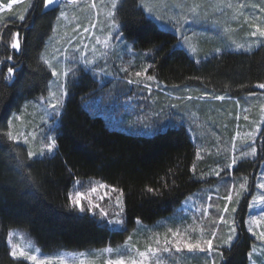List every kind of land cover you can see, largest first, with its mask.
Wrapping results in <instances>:
<instances>
[{
	"label": "trees",
	"instance_id": "16d2710c",
	"mask_svg": "<svg viewBox=\"0 0 264 264\" xmlns=\"http://www.w3.org/2000/svg\"><path fill=\"white\" fill-rule=\"evenodd\" d=\"M43 4V0H32L31 7L15 8L19 13H7L0 29V264H29L9 253L6 236L13 226L27 229L43 249H80L115 244L125 239L137 219L148 223L171 214L187 195L209 182L211 168L217 166L226 172L223 167L229 162L232 120L226 112L233 111L234 106L221 110L211 100L204 105L215 107L216 116L207 119L195 116V112L191 115L200 95L188 101L182 100L184 93L209 91L237 98L258 91V85L264 83V46L223 51L198 62L177 46L173 31L161 28L147 16L139 0H120L115 13L120 31L137 51L119 55L104 69V76L82 70L68 77V94L56 129V149L30 160L23 144L8 139L7 120L26 99L44 94L51 78L40 57L57 11L43 10ZM20 14L25 20L18 19ZM210 21L201 23L209 28ZM15 33H19V51L11 48ZM8 67L16 69L10 81L4 79ZM137 67H146V75L173 88L166 86V93L147 98L146 109L138 101L139 97L145 100V91H140L136 82L129 83L136 81ZM128 97L133 103L132 116L136 122L154 128L152 134L129 132L107 123L103 114L110 112V103ZM159 102L160 107L156 105ZM120 103L116 113L123 107ZM216 120V128L206 124L214 121L216 125ZM208 134L218 138L219 146L211 144ZM260 135L264 143V126ZM212 149L220 152L216 155L219 158L207 156ZM260 149L263 152V146ZM257 160L241 161L233 172L246 173L253 180ZM27 176L35 182L30 183ZM93 179L123 193V228H112L108 218L68 206L74 185L83 191L85 182ZM149 188L154 191L148 192ZM246 202L245 197L239 202L234 218L237 237L231 247L220 248L224 256L219 264H248L254 239L244 224ZM215 226L214 220L207 232Z\"/></svg>",
	"mask_w": 264,
	"mask_h": 264
},
{
	"label": "rangeland",
	"instance_id": "374dc122",
	"mask_svg": "<svg viewBox=\"0 0 264 264\" xmlns=\"http://www.w3.org/2000/svg\"><path fill=\"white\" fill-rule=\"evenodd\" d=\"M29 3L31 4L32 0H24V2L19 3L18 6L14 4L13 8L29 7ZM93 3H95V7H92ZM146 3L153 7L152 13H148L141 7L139 0V6L144 10L147 16L154 20L161 28L173 31L177 36V46L185 49L189 56L198 62L223 51H250L258 46H264V38L258 36L252 37L250 35L251 31L254 30L250 26V23H257L264 27V12L260 11V8H264V0H231L233 4V8L231 9L219 5L217 0H160L159 3H157V0H146ZM239 4H244L246 7L237 9V5ZM195 5H199V8H196L195 12H193L191 9H193ZM253 5H259V7H254ZM42 7L43 10L56 8L57 11L51 33L46 39L44 48L41 52V55L52 65V68H49L46 64L51 72V78L48 81L47 89L44 94H38L35 97L26 99L19 110L12 112L7 120V132L11 130L14 135H17L19 139L15 142L23 144L27 152L30 150L38 152L43 144L47 143L45 136H53L56 138V129L58 128L60 114L68 94L69 76L77 74L82 70L100 73L104 76L103 74H106L104 69L109 67L110 64H113L116 58L119 59V55L124 52L129 53L137 51L134 49L133 45L125 39L120 31V24L116 19V14L114 19L118 26H112L113 17H109L108 15L111 10V0H77L75 4H68L67 0H56L55 5L44 7L43 4ZM7 10L9 9L0 12V22ZM11 10L14 11L15 9ZM11 10H9V12ZM61 11L66 13L65 17H60ZM13 13L18 14L19 12L15 10ZM211 17H214L216 21H210L213 20ZM233 17L238 18L233 19ZM201 19L203 20L199 21ZM203 21H210L208 24L211 25V27L208 28V25H203L201 23ZM228 22L229 26L227 25ZM1 25H3V23H0V29ZM226 25L227 28L224 27ZM220 27H223V29ZM109 33H111V38L108 41L109 46L105 47L102 42L108 37ZM116 37L120 38L117 39ZM97 39L101 42L98 43ZM238 45H243V48H238ZM217 49L220 51L217 52ZM87 61H91L92 63H87ZM53 69L58 73L66 72L67 75H60L59 77L54 76L52 74ZM145 69L146 67H137L135 71V73H141L139 77L135 75L136 85H138L137 87L140 91H145V100L143 97L138 98V101L143 104V109L148 100L147 98L153 96V94L157 97L159 94L166 93L163 89H166L167 86L156 78L148 80L147 77L149 75H146ZM61 84H63V95H61ZM168 88L173 89L172 87ZM189 92H183L184 95L182 100L190 101L191 99H189V97L200 95V98L194 101V107H191L192 111L190 109L191 115L195 112V116H202L207 119L209 115V119H211L212 116H216L215 107L211 108L208 105H204V103H209L211 100L217 102L219 104L218 108L221 110H226V108L234 106L233 111L230 109L226 112L230 120H232L230 121L232 122V127L228 140V164L231 163L233 157L237 158V163L244 160L258 159V167L256 171L252 173L254 175L253 180H251L250 176L246 175V173L233 172V170L237 168V164L232 168H228L227 165L225 167L222 166L228 170L226 172L224 169L215 166L211 168V173L208 175L210 177L209 182L202 185L197 191L187 195L171 214L148 223L137 219L140 223H137L136 220L134 225L128 230L125 239L115 244L90 246L80 249L58 247L46 250L36 243L27 229L20 226H13L8 229L6 236L9 253L11 251V246L8 240V233L11 230L16 233L11 243L21 246L30 243L33 248H38L40 250L42 256L53 258V264H59V261L56 259L57 257H62L64 264H80L81 260L94 261V264H104L107 259H115L118 256H135L136 253L134 249L145 251L148 245H151L153 248H160L161 251L155 255L149 256L145 264H211L212 258H215L219 264L221 258L217 256L216 253L199 251L189 252L187 249H182V251L177 252L173 244L168 245L171 251L164 252V240L165 238L169 240L177 239L172 237L169 231L170 229L171 231L179 230L184 238L191 237L193 241L199 238H212V232H207V227L215 220L218 226H215V228L211 230L217 233V238L213 240V244L214 246L219 245V251H221L220 248L226 246L222 244L221 241L225 240L230 234L229 229L233 221L235 224L234 218L237 214L239 202L245 197L247 198V204L244 224L247 231L249 228H252V232L248 231V233L254 239L251 250L249 251L253 252V255L251 257L248 255V264H264V241L257 238L259 233L264 231V204L253 203V198L255 196L264 195V189L258 188V184L264 180V143L262 138H260V133L264 126V112L261 111V105H264V89L258 88V91L254 93L245 94L237 98H233L226 93L215 94L209 91L196 93L198 92L197 90H189ZM51 93H56L55 98L52 97ZM174 93H176V96L179 95L177 92ZM218 96H223L225 98L222 100L214 98ZM42 97L46 98V100L41 99ZM55 99H60L62 101V107L57 110L59 115H53V110L48 107L49 103H55ZM200 102L203 104H200ZM119 103L123 107L116 113L115 107H117ZM160 103L161 102L156 103V105L159 104L158 107H160ZM132 104V99L130 97L112 101L108 107L110 112L103 114L106 115L105 119L107 123L111 127L129 132L152 134L154 128L148 127V125L138 121L136 122L130 110ZM245 116L248 117L247 120L244 119ZM53 120H55V123H53ZM10 121L12 123L11 129H9ZM230 122L227 123L228 126ZM213 123L214 121L206 122L208 126L218 127L219 122L217 120L216 125ZM257 125L260 126L259 131H256ZM50 129L52 130L50 131ZM237 132L240 133L239 136L236 135ZM247 133H253L255 136L254 146L257 149V154L255 157L247 156L241 159V153L250 152L251 146H253V141L246 136ZM33 136H35V138H33ZM205 137V134L201 135L202 140H204ZM208 137L211 138V134L210 136L208 134ZM25 138L28 140L27 143H25ZM192 138L198 143L196 136L192 135ZM211 140L213 146H219L218 138L212 137ZM200 146L201 143L199 142V150ZM260 146H263V152ZM54 151L52 153H54ZM52 153H47L46 155ZM219 154L220 152L212 149V152L208 153L207 156L213 155L215 159H217L219 158L217 157ZM223 154H225L224 151L222 152V155ZM199 157L198 159L200 160ZM215 171H219L220 176H216L214 174ZM85 183L87 186H83V191H80L79 186L76 187L74 185L71 190V195L80 192L84 196L82 201H91L92 204H99L101 208L108 211L109 216L106 217L108 220L114 218L121 219V215L119 217H114L113 215V213L119 211V209L114 207L116 193L111 192L112 188L96 179L87 180ZM242 183H246L245 190H241L239 187ZM101 184L104 185L103 188L99 187ZM224 186L228 187V189L224 190ZM92 188H96V191L92 192ZM230 190L233 193V200L228 202L224 197L228 195ZM105 193H108V195H105ZM101 197H103V199H101ZM209 197H211V199H209ZM226 203L228 204L229 211L225 213L223 212V208ZM205 207H207L208 210L207 215L204 214ZM233 208L236 209L235 212L231 211ZM95 214L100 216L99 209L96 210ZM221 214L224 215L225 220L229 221V223H222L219 221V216ZM253 220H259L260 223H253ZM110 225L115 229L124 227V224ZM201 230L203 231L201 232ZM129 237H131L130 241L128 239ZM157 237H159L161 241L159 245L155 243ZM236 237L237 228L233 241ZM109 247L113 249V252L106 253L102 251ZM253 249L255 250L253 251ZM81 253L84 255L81 256ZM28 263L30 264V262Z\"/></svg>",
	"mask_w": 264,
	"mask_h": 264
},
{
	"label": "snow or ice",
	"instance_id": "6c2138e0",
	"mask_svg": "<svg viewBox=\"0 0 264 264\" xmlns=\"http://www.w3.org/2000/svg\"><path fill=\"white\" fill-rule=\"evenodd\" d=\"M24 0H9V2L7 4H3L0 3V12H3L5 9H9L11 10L14 4H18V3H23ZM160 0H157V3H159ZM44 3V7H49L50 5H55L56 4V0H43ZM68 4H75L77 3V0H67ZM119 3V0H111V10L109 11L108 15L109 17H113L112 20V26L113 27H117V23L116 20L114 19L115 16V10L117 8V4ZM217 3L219 5H223L227 8H233V4L231 3V0H217ZM140 4L141 7H143L148 13H152L153 12V7L149 6L146 3V0H140ZM95 3L92 4V7H95ZM254 7H259V5H253ZM29 7H31V4L29 3ZM246 7V5L244 4H239L237 5V9H242ZM196 8H199V5H195V7L193 9H191L193 12H195ZM28 9H25V11H27ZM261 12H264V8H260ZM66 13H64L63 11H61L60 13V17H65ZM25 15L20 14L18 19L23 21L25 20ZM238 17H233V19H237ZM7 26V25H6ZM250 26L254 29L253 31H251L250 35L252 37H261L264 38V27L260 26L257 23H250ZM111 38V33H109L108 37L105 38V40L102 42L104 44L105 47H108V41ZM117 39H119L120 37H116ZM97 42L100 43L101 41H99V39H97ZM21 47L20 45V40H19V33H15L13 34V38L11 41V48L15 49V50H19ZM238 48H243V45H238ZM220 50L217 49V52H219ZM8 60H11L12 57L8 56L7 57ZM40 59L48 65L49 68H52L51 63L43 56L41 55ZM87 63H92L91 61H87ZM15 67H8L7 69V75L4 77L5 80H10L13 77V73L15 72ZM124 71H127V69H124ZM145 73L147 72V69L144 70ZM52 74L54 76H60V75H67L66 72L63 73H58L55 69H53ZM135 75L137 77L141 76L140 72L135 73ZM148 80H153L155 79V77L153 76H148L147 77ZM136 81H129V83H133ZM258 87L260 89H264V83H260L258 85ZM61 88V95L64 94L63 92V84L60 85ZM52 97L55 98L56 93H51ZM215 99H224L225 97L223 96H218V97H214ZM41 99H45L44 97H42ZM189 99H191V97H189ZM48 107H50L53 110V115H59L58 113V109L60 107H62V101L60 99H55V103H49ZM261 111L264 112V105H261ZM18 119V118H17ZM245 120L248 119L247 116L244 117ZM53 123H55V120H53ZM12 127V123L11 121L9 122V129H11ZM259 125L256 126V131H259ZM52 129H50L51 131ZM8 139L12 140V141H17L19 139V137L17 135H14L13 132L11 130H9L6 133ZM237 136L240 135L239 132L236 133ZM248 139H251L253 141V146H251V150L250 152H242L241 153V159H243L244 157L247 156H252L255 157L257 154V149L254 146L255 144V136L253 135V133H247L246 134ZM33 138H35V136H33ZM45 139L47 140V143L43 144V146L41 147V149L36 152V151H28L27 156L28 158L31 160L32 158H43L45 157V155L47 153H52L55 148H56V138L53 136H45ZM28 140L27 138H25V143H27ZM199 152L197 153V156L199 157ZM237 164V158L233 157L231 160V163L227 165L228 168H232L234 165ZM193 170H195V165H193ZM214 174L216 176H220V172L219 171H215ZM26 179L30 182V183H34V179L31 176H27ZM77 183H79V181H77ZM99 187L103 188L104 185H99ZM240 189L241 190H245L246 189V183H242L240 184ZM258 188L260 189H264V180H262L259 184H258ZM92 192L96 191V188H92L91 189ZM148 192H153L154 190L149 188L147 189ZM112 193H116L115 195V201H114V207L119 209V211H116L115 213H113L114 217H119L121 215V213L124 211V207H123V193L116 189V188H112L111 189ZM105 195H108V193H105ZM111 198V197H110ZM84 199V196L82 193L80 192H76L74 195L69 196V207L75 210H78L79 212H92L95 215V212L97 209H99V214L102 218H106L109 216V212L106 211L105 209L101 208L99 204H92L91 201L88 202L87 205L82 204L81 201ZM101 199H103V197H101ZM209 199H211V197H209ZM224 199L228 202H231L233 200V193L230 190L228 195H226L224 197ZM253 203H260V204H264V195H257L253 198ZM251 206V205H250ZM207 207L204 208V214L207 215ZM229 208H228V204L226 203L224 205L223 208V212H228ZM231 211L235 212L236 209L233 208L231 209ZM219 221L222 223H229V221L225 220V217L223 214H221L219 216ZM253 223H260L259 220H253ZM107 223L109 224H123V220L122 219H109L107 220ZM137 223H140L139 220H137ZM171 232L172 237L177 238L175 240H169L167 238H165L164 240V248L163 251L164 252H169L171 251V249L168 247L169 244H173L175 247V250L177 252L182 251V249H187L189 252H193V251H199V252H208V253H216L217 256H219L221 259H223L224 253L219 251V245L214 246L213 244V240L217 238V233L216 231H212L211 233V237L209 239H195L194 241L192 240L191 237L188 238H184L183 234L177 230V231H171V229L169 230ZM203 230H201L202 232ZM249 232H252V228L248 229ZM230 234L227 236V238L225 240H222L221 243L231 247L233 239L236 235V228H235V224L234 221L232 222V226L229 229ZM16 233H14L13 231H9L8 233V240L10 242V246H11V251H10V255L17 260H22V261H27L30 262V264H53V258L50 257H46V256H42V254L40 253V250L38 248H33L32 245L29 243L28 245L25 246H21L19 244H15V243H11L13 236H15ZM259 240L264 241V231L260 232L258 237ZM129 241L131 240V237L128 238ZM155 243L157 245H159L161 243L159 237L156 238ZM127 244V241H126ZM255 249H253L254 251ZM103 252L106 253H111L113 252L112 248H105L102 250ZM136 255L135 256H128V257H124V256H118L115 259H107L104 264H145L146 260L148 259L149 256L151 255H155L156 253H158L159 251H161L160 248H153L151 245H148L145 249V251H139L138 249H134ZM81 256H83L84 254L81 253ZM250 257L253 255V252H249L248 254ZM138 257V258H137ZM59 261V264H64V260L62 257H57L56 258ZM80 264H94V261H85V260H81ZM211 264H218L217 260L215 258H212L211 260Z\"/></svg>",
	"mask_w": 264,
	"mask_h": 264
},
{
	"label": "crops",
	"instance_id": "0c3cea01",
	"mask_svg": "<svg viewBox=\"0 0 264 264\" xmlns=\"http://www.w3.org/2000/svg\"><path fill=\"white\" fill-rule=\"evenodd\" d=\"M9 2V0H0V3H3V4H5V3H8ZM19 4V3H18ZM18 4H15V5H18ZM13 7H14V5H13ZM12 7V9H15V8H13ZM12 11V10H11ZM10 11V12H11ZM7 13H9V10H7V12H5V14L3 15V18L1 19L2 21L0 22L1 24L2 23H4L5 22V20L7 19L6 17H7Z\"/></svg>",
	"mask_w": 264,
	"mask_h": 264
},
{
	"label": "bare ground",
	"instance_id": "6f19581e",
	"mask_svg": "<svg viewBox=\"0 0 264 264\" xmlns=\"http://www.w3.org/2000/svg\"><path fill=\"white\" fill-rule=\"evenodd\" d=\"M129 91V90H128Z\"/></svg>",
	"mask_w": 264,
	"mask_h": 264
}]
</instances>
